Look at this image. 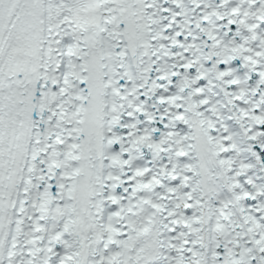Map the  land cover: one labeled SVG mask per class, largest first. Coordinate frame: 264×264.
I'll return each instance as SVG.
<instances>
[{"label":"snow or ice","instance_id":"6c2138e0","mask_svg":"<svg viewBox=\"0 0 264 264\" xmlns=\"http://www.w3.org/2000/svg\"><path fill=\"white\" fill-rule=\"evenodd\" d=\"M0 264H264V0H0Z\"/></svg>","mask_w":264,"mask_h":264}]
</instances>
